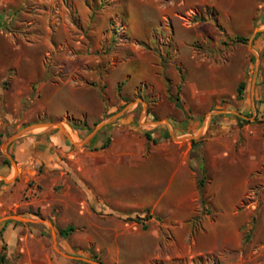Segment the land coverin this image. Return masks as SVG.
<instances>
[{"label": "rangeland", "instance_id": "rangeland-1", "mask_svg": "<svg viewBox=\"0 0 264 264\" xmlns=\"http://www.w3.org/2000/svg\"><path fill=\"white\" fill-rule=\"evenodd\" d=\"M257 27L264 0H0V166L15 168L0 210V253L11 264H264L263 120H239L235 138L218 132L215 145H195L204 165L192 167L173 210L181 222L171 209L153 214L142 204L150 184L126 174L114 187L108 166L111 183L102 182L109 151L87 144L136 102L134 132L147 139L152 124L137 123L145 91L148 108L166 112L177 101L215 122L216 107L240 104L231 92L257 59L263 67L264 46L251 53ZM196 89L206 101L197 104ZM111 104L117 109L107 113ZM55 132L67 145L44 142L18 170L21 142ZM149 160L139 167L148 170ZM116 161L120 173L140 162ZM93 169L92 197L85 182ZM66 226L74 229L61 235Z\"/></svg>", "mask_w": 264, "mask_h": 264}, {"label": "crops", "instance_id": "crops-1", "mask_svg": "<svg viewBox=\"0 0 264 264\" xmlns=\"http://www.w3.org/2000/svg\"><path fill=\"white\" fill-rule=\"evenodd\" d=\"M257 31L251 38V53L252 55H257V52L261 50L262 45L264 46V27H257ZM218 42V41H217ZM220 43V42H219ZM218 43V44H219ZM235 46V45H234ZM187 58H189V53H187ZM195 58V55H193ZM202 56V57H201ZM204 55H198L195 59V63L200 64V60L204 59ZM258 58V56H257ZM263 67H259L258 59L254 70L249 71L245 79V87L243 92V97L240 99V104L227 103L229 106L224 108L214 109L216 111H221L219 118L214 122V116H209L200 120L199 115L194 112L191 114L189 108L178 106V102L174 101L168 105L166 112H163L158 105H152V108H148L145 105V102L149 101L150 95L147 91L141 93L143 100L140 101L142 105V110L140 111L137 123L140 124L141 119L146 120L151 123L148 128L150 130L148 133L152 136L151 141H147L145 138H140V136L135 134L136 130V118H137V107L139 102H136L132 105H129L126 113L116 117L113 121L114 125L110 130H105V133H95L90 137L89 142L91 147L95 148L99 146L108 136L110 137V142L107 146L103 148H97V151L106 152L109 151V155L103 157V164L99 171H97L98 176L103 173L102 182L111 183L109 178H113L112 185L118 187L124 183V175L129 174L127 177L129 180L135 182L138 185L141 181L145 184H150V194L142 203L146 207H153L151 213L154 212L165 213L168 209H171V216L176 222H181V220L174 218V208L178 207L182 202V193L187 190V187L190 183L191 169L196 168L200 169L204 165L203 159L200 155L194 154L196 150V144L199 143L198 150L206 145H215V135L218 132H225L226 135L230 138H235L238 127V121H254V120H263L264 121V61H262ZM190 84H188L189 86ZM238 86V84H237ZM237 86L234 92H231V97L236 98ZM198 96L197 104L200 102V97L202 101H206V92L204 90L196 89ZM216 92H223V88L218 87ZM195 93H193L195 95ZM193 95V97H195ZM186 99L183 95L178 97L177 100ZM124 102V100H122ZM237 106L239 108L237 109ZM108 112H114L117 107L115 104H111L108 107ZM232 113L227 115V113ZM142 113H145L142 115ZM248 122L246 125H248ZM215 123H218L217 127H213ZM137 124V125H138ZM132 130H129V129ZM214 128V129H211ZM73 133V132H72ZM208 133L214 135L212 139L213 142L205 140ZM130 134V135H129ZM122 138V140H120ZM204 140L199 142V140ZM44 142L48 146L59 145L65 147L67 143L65 142V136L55 132L50 134L48 139H41L37 141L35 139L21 142L22 145L18 148V153L20 154L19 160H16V167L18 170H23V167L27 165V162L31 160L33 156H37L39 150L42 147H45ZM148 144L149 153L146 156L142 155V151L145 146ZM234 144V143H233ZM116 145L118 150L113 152ZM16 146V145H15ZM93 151L92 153H95ZM113 152V154H112ZM215 152V151H214ZM220 154V153H218ZM127 156L129 159L138 160L140 162L133 163L130 165L134 166L135 169L127 170V173H120V170H116L114 166L116 165V160L118 158L123 159ZM90 158V155H88ZM149 158L150 164L148 170H142L141 165L146 166V159ZM14 161L10 165L0 166V210L3 208V205L6 204L7 195L3 197L5 192L11 194L9 190L10 179L14 176L15 168L13 165ZM111 167L108 177L104 175L105 167ZM137 167V168H136ZM87 174V181L85 182L86 190L93 194L92 185L96 184L94 169L91 170L92 173ZM167 179V180H166ZM166 180V184H162V181ZM91 183V185H90ZM105 183V184H107ZM103 185V183H102ZM160 187H162L160 189ZM89 193V195H90ZM160 193V194H158ZM93 197V195H92ZM119 203H125L122 200H117ZM3 212H6L3 210ZM180 217V216H179ZM7 219V217L5 218ZM12 220H8L7 223H10ZM4 223L0 222V226H4ZM14 230L13 225L5 229L6 233ZM10 245V244H9ZM10 248V247H9ZM149 259L145 262L148 264Z\"/></svg>", "mask_w": 264, "mask_h": 264}, {"label": "trees", "instance_id": "trees-1", "mask_svg": "<svg viewBox=\"0 0 264 264\" xmlns=\"http://www.w3.org/2000/svg\"><path fill=\"white\" fill-rule=\"evenodd\" d=\"M237 40L241 41L244 39V37L241 36H236ZM244 87H245V81L241 80L238 83L237 86V94H236V99H241L243 97V92H244ZM147 139H150V134L146 133L145 134ZM110 142V137L108 136L99 146L95 147L97 148H103L105 146H107ZM144 228H146V225H143ZM74 227L73 226H66L62 229L59 230V233L61 235H67L71 230H73ZM0 264H11V261L9 260V255L7 253H0Z\"/></svg>", "mask_w": 264, "mask_h": 264}]
</instances>
